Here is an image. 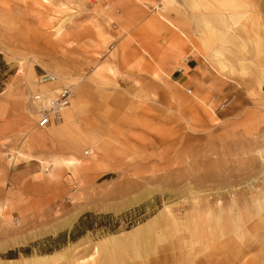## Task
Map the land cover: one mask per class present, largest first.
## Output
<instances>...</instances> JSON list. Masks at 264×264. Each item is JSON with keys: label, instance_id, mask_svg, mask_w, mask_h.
I'll use <instances>...</instances> for the list:
<instances>
[{"label": "rangeland", "instance_id": "374dc122", "mask_svg": "<svg viewBox=\"0 0 264 264\" xmlns=\"http://www.w3.org/2000/svg\"><path fill=\"white\" fill-rule=\"evenodd\" d=\"M233 1L219 39L214 0H0V264H264V22ZM188 60L202 81L162 75Z\"/></svg>", "mask_w": 264, "mask_h": 264}, {"label": "crops", "instance_id": "0c3cea01", "mask_svg": "<svg viewBox=\"0 0 264 264\" xmlns=\"http://www.w3.org/2000/svg\"><path fill=\"white\" fill-rule=\"evenodd\" d=\"M234 1L233 0H214V2H207V6L205 5V8L208 9L210 8L212 10V12L217 10V5L218 6H223V7H230L232 5H234ZM172 5V3L170 2L168 4ZM167 8L164 6V9ZM259 10H260V15L262 18V21L264 22V0L260 1L259 4ZM177 13V12H176ZM218 12H214L213 13H209V15H200V19L206 21L207 23L211 24L210 28V34L213 37H217L220 39V35L222 33V29L217 27L216 25H231V23H233V21L231 20L230 17H220L218 14ZM179 14V13H177ZM232 21V22H231ZM161 22L160 25L163 26L164 30H168L173 29L174 31L178 30L174 27V25L172 23H170L166 18L161 17ZM232 29V26L230 27ZM169 29V31H167L170 34V38H173L175 40H179L182 39L181 37H185V34H181V37H179L177 34H173V32ZM177 32V31H176ZM205 45V51H206V55L210 54V47L206 44ZM214 49L212 50V52L214 53ZM193 53H195L198 57H202V53H200V51H197L196 48L193 47ZM183 60H186V58L184 57ZM186 63H184L182 65L181 68V73H178L177 70H167L165 73H162V75L166 78L169 79L171 81V83L180 86V84H188V82H190V79H195L198 82L203 80L204 74L206 73L205 70L199 65H196V63L192 60H188L185 61ZM181 87V86H180ZM63 88V87H61ZM56 91V89L54 90ZM53 91V92H54ZM82 96V95H81ZM80 96V97H81ZM45 130V129H44ZM48 130V129H47ZM63 163V162H62Z\"/></svg>", "mask_w": 264, "mask_h": 264}, {"label": "built area", "instance_id": "2783aa9c", "mask_svg": "<svg viewBox=\"0 0 264 264\" xmlns=\"http://www.w3.org/2000/svg\"><path fill=\"white\" fill-rule=\"evenodd\" d=\"M181 71L180 69L177 70L178 73H181ZM55 80L54 75L45 74L39 77L38 83L45 85ZM71 97L70 88H61L53 97L37 92L31 98L36 110L35 116H37L35 130H44L55 125L61 117L60 112L69 107L72 100Z\"/></svg>", "mask_w": 264, "mask_h": 264}, {"label": "trees", "instance_id": "16d2710c", "mask_svg": "<svg viewBox=\"0 0 264 264\" xmlns=\"http://www.w3.org/2000/svg\"><path fill=\"white\" fill-rule=\"evenodd\" d=\"M14 74V71L10 70V67L7 65V63L4 61L3 56L0 55V93L2 92V89L4 88V82L5 80ZM111 215H105V216H95L92 213H88L87 215L81 217L79 221L73 226L72 232L70 233V241L73 242L89 232V230L92 229V223L96 219H100L101 221H105L107 219H111ZM67 234H63L58 236L56 238V241L59 242L60 240L66 238ZM51 252V251H49ZM11 258V256H9Z\"/></svg>", "mask_w": 264, "mask_h": 264}, {"label": "bare ground", "instance_id": "6f19581e", "mask_svg": "<svg viewBox=\"0 0 264 264\" xmlns=\"http://www.w3.org/2000/svg\"><path fill=\"white\" fill-rule=\"evenodd\" d=\"M82 97V96H81ZM82 99V98H81ZM77 102L78 101H80V99L77 97ZM73 162L70 160V161H68V162H64V164L66 165V166H71V164H72ZM73 165V164H72Z\"/></svg>", "mask_w": 264, "mask_h": 264}]
</instances>
